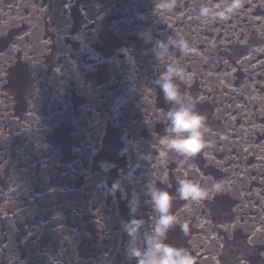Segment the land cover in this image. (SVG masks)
I'll return each instance as SVG.
<instances>
[{
	"label": "water",
	"instance_id": "water-1",
	"mask_svg": "<svg viewBox=\"0 0 264 264\" xmlns=\"http://www.w3.org/2000/svg\"><path fill=\"white\" fill-rule=\"evenodd\" d=\"M217 2L0 0V264H136L124 224L144 221L143 247L148 186L175 193L185 172L209 195L175 201L188 231L177 224L166 242L196 264H264V0L199 16ZM169 37L193 54L161 63L153 49ZM177 61L207 146L162 165L172 105L156 81Z\"/></svg>",
	"mask_w": 264,
	"mask_h": 264
},
{
	"label": "clouds",
	"instance_id": "clouds-1",
	"mask_svg": "<svg viewBox=\"0 0 264 264\" xmlns=\"http://www.w3.org/2000/svg\"><path fill=\"white\" fill-rule=\"evenodd\" d=\"M177 0H157V11H172L176 7ZM244 4V0H218L209 6L202 4L199 16L205 19L226 20L237 13ZM146 40H151L150 34H143ZM176 49L182 55H191L194 52L191 44L183 37H169L167 42L157 41L154 46L156 58L164 63L169 56L170 50ZM189 78L179 62L166 64L165 71L161 72L156 84L164 94L166 103L172 105L166 113L168 121L165 135L159 140V159L162 165H166L169 155L175 153L182 156V163L194 158L206 146L205 134L209 131L206 117L196 111L195 104L191 99H185L180 90V83L188 82ZM164 182H167L165 177ZM175 193L157 188L155 185L148 186V195L151 206L156 213L155 223L151 232L144 235L143 247L138 243V235L144 224L143 220L133 219L124 224V229L132 238L127 250L129 260H135L136 264H196L195 257L183 247L166 242L168 232L177 224L181 230L187 233L188 225L180 223L178 217L172 211L177 199L185 202H199L209 195V189L204 188L198 181L187 178L184 173L183 179H177ZM221 183L213 185V191L219 192ZM137 206L131 207L134 214Z\"/></svg>",
	"mask_w": 264,
	"mask_h": 264
}]
</instances>
